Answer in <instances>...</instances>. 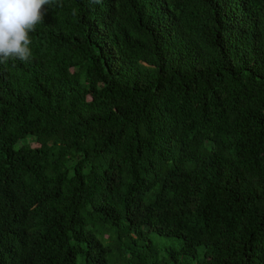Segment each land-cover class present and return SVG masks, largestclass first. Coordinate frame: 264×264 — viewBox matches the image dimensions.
I'll return each instance as SVG.
<instances>
[{"label": "trees", "instance_id": "obj_1", "mask_svg": "<svg viewBox=\"0 0 264 264\" xmlns=\"http://www.w3.org/2000/svg\"><path fill=\"white\" fill-rule=\"evenodd\" d=\"M45 11L0 64V264H264V0Z\"/></svg>", "mask_w": 264, "mask_h": 264}, {"label": "clouds", "instance_id": "obj_2", "mask_svg": "<svg viewBox=\"0 0 264 264\" xmlns=\"http://www.w3.org/2000/svg\"><path fill=\"white\" fill-rule=\"evenodd\" d=\"M57 0H0V64L10 59L30 62L31 36ZM99 3V0H93Z\"/></svg>", "mask_w": 264, "mask_h": 264}, {"label": "rangeland", "instance_id": "obj_3", "mask_svg": "<svg viewBox=\"0 0 264 264\" xmlns=\"http://www.w3.org/2000/svg\"><path fill=\"white\" fill-rule=\"evenodd\" d=\"M19 144H20V143H19ZM152 238H153V240L157 241V239H154L155 237L152 236ZM160 240H161V241H160V246H162L163 243L167 245V241H166V240H162V239H160ZM169 243H171V242H169ZM131 261H132V260H131Z\"/></svg>", "mask_w": 264, "mask_h": 264}]
</instances>
